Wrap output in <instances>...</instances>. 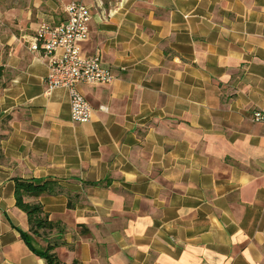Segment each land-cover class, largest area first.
Here are the masks:
<instances>
[{"label": "crops", "instance_id": "obj_1", "mask_svg": "<svg viewBox=\"0 0 264 264\" xmlns=\"http://www.w3.org/2000/svg\"><path fill=\"white\" fill-rule=\"evenodd\" d=\"M89 7L81 54L114 76L70 118L30 45ZM105 107L102 111L99 108ZM264 0H0V264H45L20 237L14 180L60 224L61 264H264ZM39 246V247H40Z\"/></svg>", "mask_w": 264, "mask_h": 264}, {"label": "built area", "instance_id": "obj_2", "mask_svg": "<svg viewBox=\"0 0 264 264\" xmlns=\"http://www.w3.org/2000/svg\"><path fill=\"white\" fill-rule=\"evenodd\" d=\"M64 11L65 20L61 23H43L39 26L30 48L47 60L45 93L65 88L69 96L71 120L87 123L93 109L77 86L107 85L113 81L114 76L101 64L99 57H85L81 54L79 42L88 37L91 18L89 7L80 1H73L64 7ZM99 109L106 110L103 106ZM251 118L254 123L264 124V112H253Z\"/></svg>", "mask_w": 264, "mask_h": 264}, {"label": "trees", "instance_id": "obj_3", "mask_svg": "<svg viewBox=\"0 0 264 264\" xmlns=\"http://www.w3.org/2000/svg\"><path fill=\"white\" fill-rule=\"evenodd\" d=\"M58 184L50 181L14 180L15 206L25 213L28 230L20 231V237L33 254L45 260V264H61L53 252L54 245L50 243L44 247L35 245V239L45 241L53 231L62 232L59 223L50 221L39 202H27L28 198H38L42 195L59 193Z\"/></svg>", "mask_w": 264, "mask_h": 264}, {"label": "rangeland", "instance_id": "obj_4", "mask_svg": "<svg viewBox=\"0 0 264 264\" xmlns=\"http://www.w3.org/2000/svg\"><path fill=\"white\" fill-rule=\"evenodd\" d=\"M35 245L40 246L39 244L35 243ZM41 247V246H40Z\"/></svg>", "mask_w": 264, "mask_h": 264}]
</instances>
